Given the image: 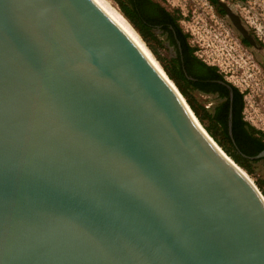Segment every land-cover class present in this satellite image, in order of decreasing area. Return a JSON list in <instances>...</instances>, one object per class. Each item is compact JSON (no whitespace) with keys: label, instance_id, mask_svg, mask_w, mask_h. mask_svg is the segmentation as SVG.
I'll use <instances>...</instances> for the list:
<instances>
[{"label":"water","instance_id":"1","mask_svg":"<svg viewBox=\"0 0 264 264\" xmlns=\"http://www.w3.org/2000/svg\"><path fill=\"white\" fill-rule=\"evenodd\" d=\"M0 264H264L263 195L108 0H0Z\"/></svg>","mask_w":264,"mask_h":264},{"label":"flooded vegetation","instance_id":"2","mask_svg":"<svg viewBox=\"0 0 264 264\" xmlns=\"http://www.w3.org/2000/svg\"><path fill=\"white\" fill-rule=\"evenodd\" d=\"M207 1L215 12L227 16L225 9L217 0L216 3ZM115 3L122 14V9L126 5L134 14L135 22H141L142 19L149 25L148 47L151 48V52L170 74H173V71L178 72L176 80L190 92L200 114L207 115L204 123L211 126L216 136L228 138L226 144L230 150L242 154L250 161H264V157L251 158L264 150V129L255 127L244 116L243 91H240L215 64L199 57L196 47L190 44L187 32L179 24L181 21L179 14L165 8L159 0H117ZM227 5L230 7L228 3ZM241 22L247 29L242 19ZM232 26L235 28L233 24ZM133 27L142 37L139 27L136 25ZM247 31L255 40V46L237 30L239 42L243 46L262 51L263 46L249 29ZM261 68L264 72V68ZM171 79L175 83V79ZM242 152L253 154L247 155Z\"/></svg>","mask_w":264,"mask_h":264},{"label":"rangeland","instance_id":"3","mask_svg":"<svg viewBox=\"0 0 264 264\" xmlns=\"http://www.w3.org/2000/svg\"><path fill=\"white\" fill-rule=\"evenodd\" d=\"M159 1L179 14V24L199 57L215 64L243 91L244 116L255 127L264 129V0H224L263 46L260 52L243 46L229 18L215 12L207 0ZM111 2L117 6L114 0ZM252 169L251 174L245 172L264 197V189L257 186L258 182L264 184V161L254 162Z\"/></svg>","mask_w":264,"mask_h":264},{"label":"trees","instance_id":"4","mask_svg":"<svg viewBox=\"0 0 264 264\" xmlns=\"http://www.w3.org/2000/svg\"><path fill=\"white\" fill-rule=\"evenodd\" d=\"M117 1V0H115ZM127 1H130V0H127ZM212 3H216V0H210ZM160 9L164 10L163 7H160ZM122 12L124 14V16L126 18H128L129 22L133 25V26H138L139 29L141 30V35L143 37V40L149 44L148 42V31H149V25H147L146 22H143L142 19L140 20L141 22H135V18H134V14L131 12V9L124 5L123 9H122ZM165 13H168V12H165ZM243 41L246 43V41L243 39ZM147 44V45H148ZM166 70V69H165ZM166 72H168L166 70ZM177 73L178 72H174L173 71V74H170L168 72V76L171 78H174L175 79V83L176 85L178 86V89L181 91L182 95L185 97V99H187V103L189 102V106L191 107V109L193 110L194 114L197 116V118L199 119V121L203 124V126L205 127L206 131L209 133V135L219 144V146L224 150V152L229 155L233 161H235L239 166L243 167L247 173L251 174L253 169H252V164L255 162L254 160L253 161H250L249 158H245V156H243L242 154L240 153H236L234 151H231L230 148L227 146L226 144V140L228 138L224 137V136H216V134L214 133V131L212 130L211 126L210 125H206L204 123V118L207 117V115H201L197 106L195 105V100L194 98L192 97V95L190 94V92H188L186 89H184L180 83L176 80L177 78ZM209 115V114H208ZM209 118V117H208ZM264 135V133H263ZM264 145V144H263ZM246 152V151H245ZM244 153V152H242ZM244 154H247V155H251L253 153H244ZM257 186L259 188H263L264 189V184L258 182Z\"/></svg>","mask_w":264,"mask_h":264},{"label":"bare ground","instance_id":"5","mask_svg":"<svg viewBox=\"0 0 264 264\" xmlns=\"http://www.w3.org/2000/svg\"><path fill=\"white\" fill-rule=\"evenodd\" d=\"M112 1V0H111ZM110 0H108V2L110 3L111 7L113 8V10L116 12V14L119 16V18L122 20V22L125 24V26L127 27V29L130 31V33L132 34V36L135 38V40L137 41V43L140 45V47L143 49V51L146 53V55L148 56V58L151 60V62L154 64V66L157 68V70L160 72V74L169 82V84L177 91V93L179 94V96L181 97V100L185 103V106L187 107V109L189 110V113L191 114L194 122L198 125V127L203 131V133L209 138V140H211V142L221 151V153L231 162L233 163L241 172H243V174H245V176L251 181L252 179L250 178L249 174H247L245 172V169H243L241 166H239L235 161L232 160V158L227 155L224 150L219 146V144L209 135V133L206 131L205 127L203 126V124L199 121V119L197 118V116L194 114L193 110L191 109V107L189 106V102L187 103V99H185V97L182 95L181 91L178 89V86L176 85V83H174V81L168 76V72L166 73L165 68H163L162 64L157 60V58H155V56L153 55V53L151 52V48L148 47V43L146 44V42L143 40V38L139 35V33L135 30V28L132 26V24L129 22L128 18H126L121 11L119 10V8L117 6H115ZM254 184V183H253Z\"/></svg>","mask_w":264,"mask_h":264}]
</instances>
